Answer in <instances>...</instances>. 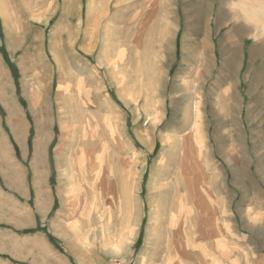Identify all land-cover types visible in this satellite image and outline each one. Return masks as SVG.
<instances>
[{
    "label": "rangeland",
    "instance_id": "rangeland-1",
    "mask_svg": "<svg viewBox=\"0 0 264 264\" xmlns=\"http://www.w3.org/2000/svg\"><path fill=\"white\" fill-rule=\"evenodd\" d=\"M119 1L0 0V264H264V0Z\"/></svg>",
    "mask_w": 264,
    "mask_h": 264
},
{
    "label": "bare ground",
    "instance_id": "bare-ground-1",
    "mask_svg": "<svg viewBox=\"0 0 264 264\" xmlns=\"http://www.w3.org/2000/svg\"><path fill=\"white\" fill-rule=\"evenodd\" d=\"M130 1V3L129 4H127V2H126V7H128V9H130V7H135V10H134V13H133V16H132V21H134L133 23H135V20L134 19H137L139 16H140V12H137V11H139L138 10V8L139 7H142L145 3H149V8H151V9H149V10H147L145 13H144V17H145V19L147 20V19H149V18H151V16H153L154 15V13H155V5H156V1L157 0H129ZM163 1V0H162ZM177 1V0H176ZM183 1V0H182ZM122 3V2H121ZM139 3H141V5H139ZM119 5H120V1L119 0H106V10H107V14H105V16L106 15H108V13H110V11H111V9H115V10H118L119 8ZM123 5V4H122ZM178 5V4H177ZM173 6V5H172ZM104 8H105V6H104ZM141 9V8H140ZM159 9V8H158ZM131 10V9H130ZM172 10V9H171ZM142 11V10H141ZM158 13V12H157ZM160 13V12H159ZM175 13V12H174ZM131 13L127 10V11H124V21L123 22H130L129 21V19L127 18L129 15H130ZM119 15V14H118ZM117 15V16H118ZM171 15V14H170ZM237 16V15H236ZM161 17V16H160ZM103 18V17H102ZM100 19V18H99ZM140 19H142V18H140ZM232 19V18H231ZM131 20V19H130ZM153 21V20H152ZM233 21V20H232ZM259 21H261V20H259ZM100 22V21H99ZM131 23V22H130ZM129 23V24H130ZM139 23V22H138ZM259 24V23H258ZM262 25H264V24H262ZM264 28V27H263ZM250 31H251V29H250ZM96 32H97V30H96ZM254 33V32H253ZM260 33V32H259ZM262 33V32H261ZM260 33V34H261ZM250 34V33H249ZM252 34V33H251ZM263 34V33H262ZM261 34V35H262ZM259 35V34H258ZM249 36V35H248ZM253 36H254V34H253ZM202 44V43H201ZM202 48V47H201ZM211 57H213V56H211ZM201 61H203V60H201ZM200 61V62H201ZM228 63V62H227ZM203 64H204V61H203ZM204 66V65H203ZM214 66L216 67V65L214 64ZM214 67V68H215ZM204 68V67H203ZM204 70V69H203ZM207 73H208V70H207ZM203 74V73H202ZM204 75V74H203ZM212 75V74H211ZM214 76V75H213ZM211 77V76H210ZM202 85H204V84H202ZM203 88V87H202ZM143 94V93H142ZM199 113V112H198ZM196 117L198 116V115H195ZM162 122V121H161ZM86 128V127H85ZM192 128V127H191ZM194 130V129H193ZM41 131H43V130H41ZM39 132V134H38V137H37V140H36V142H35V147H36V154H37V157H38V161H39V164L41 165V164H43V162H41L42 161V159H43V157H44V153H45V144H46V142H47V140H48V136H47V134H45L44 132ZM95 133V132H94ZM94 136V135H93ZM88 137V136H87ZM92 137V136H91ZM186 137V136H185ZM89 138H90V136H89ZM88 138V139H89ZM188 138V137H187ZM191 138V137H190ZM190 138H189V140H190ZM1 140V139H0ZM19 140V139H18ZM20 142V141H19ZM86 143H87V141H85ZM80 145V144H79ZM83 146V145H82ZM84 147V146H83ZM188 147V146H187ZM85 149V148H84ZM187 149V148H186ZM76 150V149H75ZM91 150V149H90ZM95 150V149H94ZM84 151V150H83ZM85 152V151H84ZM0 153L1 154H3V158H5V160H6V163H8L7 165V167L5 166V165H3V163H2V160H0V163H1V166H2V169H3V172H5V173H7L8 171V169L9 168H12V165H13V160H11V158H10V153H9V150H8V147L6 148L4 145H0ZM71 153H72V151H71ZM94 154V153H93ZM185 155V154H184ZM72 156V155H71ZM77 156V155H76ZM86 156V155H85ZM88 160H89V158H88ZM91 160V159H90ZM79 161V160H78ZM94 161V160H93ZM90 162V161H89ZM77 163V162H76ZM95 163V162H94ZM93 163V164H94ZM72 164V163H71ZM87 164H89V163H87ZM86 164V165H87ZM98 164V163H97ZM9 165H11V167H9ZM92 165V164H91ZM75 167H77V166H75ZM1 168V167H0ZM71 168H73L72 166H71ZM91 168H92V166H91ZM96 168H97V166H96ZM94 169H95V167H94ZM102 169V168H101ZM1 170V169H0ZM87 170H89V168L87 169ZM97 170V169H96ZM129 170H130V168H129ZM81 172V171H80ZM79 172V173H80ZM83 173V172H82ZM102 173V172H101ZM130 173V172H129ZM103 174V173H102ZM131 174V173H130ZM134 174V173H133ZM81 175V174H80ZM78 176L77 178H75L76 179V182H77V184L79 183V182H81L82 183V185H81V188H82V186H83V184L85 183V177H83V176ZM92 175V174H91ZM99 176H101V175H99ZM15 174L14 175H12V182H14V180L13 179H15ZM44 177V172L43 171H39V170H36L35 171V178H34V187L36 188V190L39 192L38 194H40V192H41V189H42V186H41V182H42V178ZM71 177V176H70ZM72 178V177H71ZM101 178V177H100ZM128 179V178H127ZM101 180V179H100ZM102 181V180H101ZM100 181V182H101ZM108 181V180H107ZM19 182H21V180H19ZM98 182H99V180H98ZM14 184V183H13ZM12 184V188L14 187V185ZM76 184V183H75ZM74 184V185H75ZM86 184V183H85ZM90 184V183H89ZM178 184V183H177ZM87 185V184H86ZM69 186V185H68ZM98 186V185H97ZM95 187V186H94ZM79 188V187H78ZM86 188V187H85ZM71 189V188H70ZM75 189V188H74ZM75 191H77V190H75ZM79 191V193H80V190H78ZM87 191V190H86ZM97 191V190H96ZM95 191V192H96ZM99 191V190H98ZM85 193V192H84ZM88 194V193H87ZM91 194V193H90ZM82 195V194H81ZM100 195V194H99ZM179 196V195H178ZM93 197V196H92ZM179 198V197H178ZM180 199H181V197H180ZM186 199V198H185ZM183 200V199H182ZM79 202V201H78ZM80 205V204H79ZM182 205V204H181ZM84 206V205H83ZM90 207V206H89ZM181 207V206H180ZM88 208V207H87ZM178 208H179V206H178ZM89 212V211H88ZM174 213V212H173ZM178 214V213H177ZM172 214H170V216H171ZM180 216V215H179ZM181 216H183V214L181 215ZM181 216H180V220L182 219L181 218ZM184 216H186V214L184 215ZM173 218V217H172ZM175 220V219H174ZM184 220V219H183ZM170 221V220H169ZM176 221V220H175ZM173 222V221H172ZM183 223V222H182ZM185 224L184 225H186V222H184ZM168 227H171V226H169L168 225ZM185 227V226H184ZM174 228H175V226H174ZM174 230V229H173ZM179 230H180V228H179ZM177 232V231H176ZM171 233V232H170ZM179 235V234H178ZM173 236V235H172ZM178 238V237H177ZM168 239H169V237H168ZM179 239V238H178ZM186 239V238H185ZM183 241V240H182ZM175 242V241H174ZM168 245V244H167ZM168 248V247H167ZM179 248V247H178ZM184 248V247H183ZM171 254H172V250H171V248L170 249H168V254H167V256H166V260H165V264L167 263V261H168V263L167 264H172V262H171ZM177 264V263H176Z\"/></svg>",
    "mask_w": 264,
    "mask_h": 264
},
{
    "label": "trees",
    "instance_id": "trees-1",
    "mask_svg": "<svg viewBox=\"0 0 264 264\" xmlns=\"http://www.w3.org/2000/svg\"><path fill=\"white\" fill-rule=\"evenodd\" d=\"M52 239H53V238H52ZM53 242H54L56 245H58V242H57V240H54V239H53Z\"/></svg>",
    "mask_w": 264,
    "mask_h": 264
}]
</instances>
